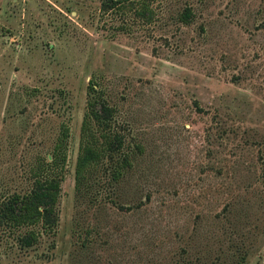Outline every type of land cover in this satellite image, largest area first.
<instances>
[{"label":"rangeland","instance_id":"1","mask_svg":"<svg viewBox=\"0 0 264 264\" xmlns=\"http://www.w3.org/2000/svg\"><path fill=\"white\" fill-rule=\"evenodd\" d=\"M99 6L0 0V198L69 130L54 229L0 222V264H264V0ZM89 79L131 164L110 179L103 157L75 190Z\"/></svg>","mask_w":264,"mask_h":264},{"label":"trees","instance_id":"2","mask_svg":"<svg viewBox=\"0 0 264 264\" xmlns=\"http://www.w3.org/2000/svg\"><path fill=\"white\" fill-rule=\"evenodd\" d=\"M102 11L130 12L134 16L150 18L151 0H100ZM191 11L185 7L178 19L187 22ZM115 108L103 95V90L89 79L86 83L85 109L82 113L77 151L73 167V186L78 190L98 162L106 157L110 179H117L125 167L131 164L128 151L124 148V134L113 123ZM68 125L60 121L49 151V159H41L31 171V183L23 192L12 191L0 198V222L13 227L39 224L42 231L53 230L57 220L56 202L60 194V180L67 157L66 143ZM140 149V145L136 144ZM39 232L28 229L18 236L22 245L33 243Z\"/></svg>","mask_w":264,"mask_h":264}]
</instances>
